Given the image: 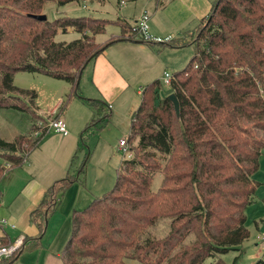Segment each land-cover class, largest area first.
Listing matches in <instances>:
<instances>
[{
  "label": "trees",
  "instance_id": "16d2710c",
  "mask_svg": "<svg viewBox=\"0 0 264 264\" xmlns=\"http://www.w3.org/2000/svg\"><path fill=\"white\" fill-rule=\"evenodd\" d=\"M86 1L0 0V110L44 120L21 98L26 95L33 105L36 94L13 84L22 72L68 83L63 111L77 97L83 70L117 42L191 47L194 54L173 74L166 96L159 98L163 85L158 80L142 89L126 139L128 144L136 140L138 152L130 148L132 157L121 162L110 192L73 211L72 233L60 254L63 264H203L207 259L226 264L221 256L238 252L249 237L245 210L257 188L252 176L264 152V0H214L194 29L161 43L141 40L122 18L33 17L46 16L47 5L63 8ZM109 25L120 34L97 43L95 37ZM68 29L79 38L56 41ZM169 94L178 101V116ZM85 102L97 113L104 110L96 100ZM33 131L34 123L27 135L12 142L0 139V157L13 166L22 164L45 135L33 138ZM157 173L162 180L154 193L150 185ZM72 183L69 176L54 182L30 213L38 234L27 239V248L40 244L59 196ZM163 219L171 221L166 236L142 243L143 233ZM25 246L0 264H13Z\"/></svg>",
  "mask_w": 264,
  "mask_h": 264
},
{
  "label": "rangeland",
  "instance_id": "374dc122",
  "mask_svg": "<svg viewBox=\"0 0 264 264\" xmlns=\"http://www.w3.org/2000/svg\"><path fill=\"white\" fill-rule=\"evenodd\" d=\"M139 2H136V0H88L83 3H72L63 7L64 9L47 5L44 12L48 21L66 15L68 17L92 16L93 18L113 21L117 18H125L131 22ZM125 3H127L125 9L120 12L119 7H122ZM62 9L64 13H61ZM150 23L149 20V28ZM195 27L191 26L190 29ZM119 34L118 27L109 25L104 34L96 36V40L98 42L104 41ZM180 35L181 33L174 37ZM75 37L73 34H59L56 41L70 42ZM193 54L191 47L178 50L175 53V65L168 66L164 72L174 74L188 63ZM163 73L160 72L158 76L155 74L153 76L155 78L151 82L156 81L158 78L160 80ZM151 82L141 84L138 88L136 86L132 91V95H129L133 109L137 107L140 101L142 89ZM14 85L19 90L35 92L37 97L33 100V105L36 104L40 109H52L61 99L66 102L64 94L68 93L70 89L64 81L55 80L41 74L22 72L15 74ZM87 85L88 81L84 83L83 76L80 77L77 97L65 103L66 106L63 111H60L63 113L62 119L67 127L68 137L63 138L53 132L45 133L38 147L26 154L24 158L26 163L14 170L18 174L28 176L21 169L34 162L38 173L42 175H46L52 169H55L54 174L55 177H58V180L65 179L68 176L73 180V183L59 196L60 204L49 218L46 232L42 238V250L45 252L50 251L52 254L62 253L71 236L73 211L83 210L94 199L104 197L114 187L120 164L125 159L123 153L118 150V143L122 139L126 140L130 135L131 115L125 116L120 113L108 120L106 119L107 122H103L102 119L104 115H108V112L105 113V110H101L97 113L82 101L88 99L84 96L87 93ZM138 89H141L140 95L137 94ZM167 90L169 91L170 88L162 87L158 92L159 98L166 96ZM21 98L25 104L33 106L29 97L25 95ZM78 98L82 100L79 101ZM39 121L40 119L35 120V124ZM32 124V117L27 113L12 109L0 110V133L8 141H11L15 135L29 134ZM71 126L75 127L74 132L71 131ZM129 146L137 154L136 140L130 142ZM130 152L132 154L131 149ZM155 158L162 163V157L159 154L155 153ZM25 175L24 178H26ZM252 179L257 184V188L251 204L245 210L246 228L249 237L240 246L238 252H229L221 256L226 264H233L235 258H237L236 264H264V249L260 247V242L264 238V152L259 158V168ZM161 180V174L154 175L150 185L152 192L155 193L159 189ZM0 181L2 182V179ZM6 192L9 193V189L6 188ZM170 222L169 219L156 222L153 227L143 233L142 243L146 240L164 238L169 231ZM209 263L210 259H207L203 264ZM127 264L137 263L128 261Z\"/></svg>",
  "mask_w": 264,
  "mask_h": 264
},
{
  "label": "crops",
  "instance_id": "0c3cea01",
  "mask_svg": "<svg viewBox=\"0 0 264 264\" xmlns=\"http://www.w3.org/2000/svg\"><path fill=\"white\" fill-rule=\"evenodd\" d=\"M137 1L140 2L135 14H133L131 22L128 21L131 25L142 13H147L151 22L149 33L153 37L179 38L184 32L194 29H190V27L197 26L196 24L208 15L214 0H161L160 5L156 4L154 0ZM126 4L119 7L120 12L125 9ZM63 9L61 13H64ZM179 33H181L179 37H174ZM67 34L76 36L72 40L79 38L72 29H68ZM107 40L98 42L95 37L97 43ZM177 51L167 48L160 49L156 46L151 47L137 42L114 43L83 70L80 77L83 76L84 83L88 81L87 93L84 95L88 99L78 98V100H82L84 103L86 100L100 102L104 106L105 112H108L109 119L120 113L125 116L132 115L140 101L133 109L129 95H132L136 86L138 88L141 84L151 82L155 78L153 77L155 74L158 76L168 66L175 65L174 59ZM159 81L161 82V79ZM67 85L70 88L68 83ZM140 90L137 91L138 95H140ZM62 102L63 99L59 100L52 109H40L35 104L33 110L42 120L48 116L63 118V113L59 111ZM32 123L35 125V122L32 121ZM70 128L74 132L75 127L71 126ZM68 135L62 137L66 138ZM16 136L18 135L8 141L0 133V139L5 142H12ZM0 161V168L4 170L1 177L3 183L0 181V220L5 221L4 224H0V243L8 245L18 237L25 238L26 249H23L13 264H63L61 253L52 254L50 251L42 250V239L36 247H32L30 243L31 247L27 248L29 245L27 239L35 238L38 234L36 227L29 222V215L37 208L48 188L58 181V177H55L54 174L56 170L52 169L48 174L42 175L38 173L34 162H32L26 168L21 169L28 174L27 176L14 172L15 169L26 163L25 159V162L23 161L17 166H13L1 157ZM24 175L26 178L23 177ZM6 188L9 189V193L6 192Z\"/></svg>",
  "mask_w": 264,
  "mask_h": 264
},
{
  "label": "built area",
  "instance_id": "2783aa9c",
  "mask_svg": "<svg viewBox=\"0 0 264 264\" xmlns=\"http://www.w3.org/2000/svg\"><path fill=\"white\" fill-rule=\"evenodd\" d=\"M133 32L139 37L141 40L145 42H156L161 43L165 41H169L171 37L167 38H158L153 37L149 33V15L147 13H142L141 16L132 23ZM174 81L173 74H169L164 72L161 78V83L163 87L167 89L171 88L172 83ZM53 132L56 134H60L65 137L68 135L67 127L60 117L48 116L44 118L43 121H39L34 125V131L32 132V137L37 138L42 134ZM118 150L123 153L125 159H130L132 154L130 152V146L126 140H120L118 143ZM4 220H0V224H4ZM25 238L18 237L13 242L9 243L6 246H0V263L4 260L12 257L18 250L22 249L25 246ZM260 247L264 249V238H262L260 242Z\"/></svg>",
  "mask_w": 264,
  "mask_h": 264
},
{
  "label": "water",
  "instance_id": "95a60500",
  "mask_svg": "<svg viewBox=\"0 0 264 264\" xmlns=\"http://www.w3.org/2000/svg\"><path fill=\"white\" fill-rule=\"evenodd\" d=\"M33 17H34L35 19H37V20H41V21L46 20V16H44V15L33 16ZM137 43H138V42H137ZM167 98H168V99L171 101V103L173 104L174 111H175L176 115L178 116V114H179V105H178V101H177L175 95H174V94H169V95L167 96Z\"/></svg>",
  "mask_w": 264,
  "mask_h": 264
}]
</instances>
